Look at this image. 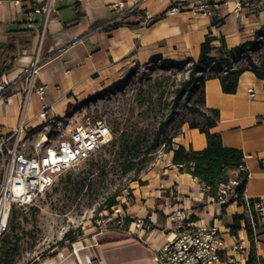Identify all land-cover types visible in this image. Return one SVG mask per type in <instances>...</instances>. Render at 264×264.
Masks as SVG:
<instances>
[{
    "label": "crops",
    "instance_id": "obj_1",
    "mask_svg": "<svg viewBox=\"0 0 264 264\" xmlns=\"http://www.w3.org/2000/svg\"><path fill=\"white\" fill-rule=\"evenodd\" d=\"M14 1L0 0V45L9 37L22 38L24 42L10 54L0 49V64H8L10 58L14 62V68L4 75L10 86L9 94L0 96V135L10 134L20 124L24 128L22 137L37 134V130H31L43 125L44 119L38 114L44 105L48 107V117H61L67 106L110 86L133 67L148 63L152 56L196 61L206 37L212 39L215 54L221 38L227 49H233L264 32V2L256 11L239 12H234V4L228 2L213 17L200 18L188 10L164 14L173 4L188 0H53L54 12L45 24L40 14L29 25L26 1L20 5ZM37 2L41 5L44 0ZM118 2L136 5L138 11L158 17L145 29H140L134 15H130L122 26L98 30L100 24L114 16L111 5ZM40 26L43 33L35 84L45 87L43 100L34 92L25 94L21 74L35 59ZM203 89L204 108L219 113L211 132L220 135L225 147L243 154L247 170L243 197L264 200V81L245 71L233 94L222 92L218 78L204 80ZM172 146L200 151L206 139L197 129L184 124L173 136ZM140 181L131 183L129 195L121 197L118 204L129 220L125 229L107 226L96 234L98 240L71 251L64 248L41 264H156L155 250L170 236L175 213L197 225L216 224L227 243L239 240L247 247L243 222L236 236L228 227L234 215L242 214L241 204L231 201L218 205L198 179L180 173L172 164V151H157ZM134 218H145L150 228L136 229L130 225Z\"/></svg>",
    "mask_w": 264,
    "mask_h": 264
},
{
    "label": "rangeland",
    "instance_id": "obj_2",
    "mask_svg": "<svg viewBox=\"0 0 264 264\" xmlns=\"http://www.w3.org/2000/svg\"><path fill=\"white\" fill-rule=\"evenodd\" d=\"M261 39L264 46V34ZM41 43L40 32L33 52L37 62ZM258 54L259 51L253 53V59ZM190 66L185 63L177 68L153 71L145 65L142 69L138 67L122 89L67 106L63 121L72 125L86 118L100 120L111 130L117 127L125 130L129 142L140 145L150 142L161 125L163 136H175L184 124L202 122V116L193 112L191 105L197 102L196 106L203 110L198 98L205 75H194L199 79L195 87H190L187 83ZM169 116L171 121L164 124ZM41 133L51 136V130L42 125L37 134H29L27 140L19 144L18 150L30 151ZM161 149L164 150L161 146L148 154L139 174H125L123 159L126 155L120 149L119 134L112 131L105 145L88 160L56 176L52 187L36 197L31 205L13 207L15 218L0 237V264H41L64 248L71 251L98 240L96 234L107 227L102 225V220L111 214V209L106 208L107 197L114 192H119L118 201L128 196L129 186L137 182L131 178L140 179ZM2 165L0 159V170ZM1 179L2 176L0 182ZM244 230L247 248L252 246L255 254H262L264 228L253 234V242L247 238L245 225Z\"/></svg>",
    "mask_w": 264,
    "mask_h": 264
},
{
    "label": "built area",
    "instance_id": "obj_3",
    "mask_svg": "<svg viewBox=\"0 0 264 264\" xmlns=\"http://www.w3.org/2000/svg\"><path fill=\"white\" fill-rule=\"evenodd\" d=\"M23 0H15L20 5ZM27 3V23H34L36 15H44L45 24L48 16L54 12L53 0H44L38 4L37 0H25ZM228 2L234 4V12L243 9L256 11L264 0H188L169 7L164 14L174 15L188 10L194 17L211 18L220 6ZM113 17L100 24L98 30H106L117 22L134 15L140 29L147 28L158 16L154 13L137 10L136 5H126L118 2L111 5ZM41 36L43 27L40 26ZM37 60L31 61L21 72L24 80V92H34L40 100L44 99L45 87L35 84L38 69ZM142 69V66H139ZM10 81L7 77L0 80V96L9 89ZM251 94V90H249ZM47 106H43L38 114L44 119L43 126L51 130V136L41 133L33 143L30 151L18 150L19 144L26 141L22 137L23 125L20 124L13 132L0 135V159L3 162L2 179L0 182V237L6 232L8 217L12 206L31 205L36 197L49 190L54 184L56 176L72 168L74 165L88 160L111 138L110 128L100 120L86 118L72 125L63 121V116L48 117ZM238 171L246 172L245 164ZM235 179L220 185L215 202L226 205L235 201ZM204 189H208L203 185ZM245 221L255 234L264 228V200L243 199L241 204ZM123 215L119 205L111 208V214L102 220L103 226H113L115 230L123 228ZM130 225L136 229L148 230L150 223L145 218H134ZM166 242L155 250L156 264H246L249 249L242 241L234 240L227 243L223 231L216 224L197 225L189 218L175 213L172 217V228ZM254 242L258 244L255 237ZM256 257L264 259L262 254Z\"/></svg>",
    "mask_w": 264,
    "mask_h": 264
},
{
    "label": "trees",
    "instance_id": "obj_4",
    "mask_svg": "<svg viewBox=\"0 0 264 264\" xmlns=\"http://www.w3.org/2000/svg\"><path fill=\"white\" fill-rule=\"evenodd\" d=\"M125 24L124 22H117L106 30L115 29ZM137 24V23H136ZM264 32L257 34L255 39L251 42L244 43L239 47L233 49H227L224 39L221 38V45L213 54L214 48L211 46L212 39L206 37L203 43L200 45L199 57L196 61L186 59L183 61H173L163 59L160 55L152 56L148 63L145 64L148 70L153 71L156 69L168 70L171 68H177L185 63H190L188 85L195 87L199 78H194V75L200 74L203 76V81L199 91L198 104L201 109L198 108L197 102L191 105V110L195 113H199L202 116V122H194L188 124L189 128L197 129L205 136L206 146L203 150L195 151L191 147L184 148L178 146L174 148L172 146V138L165 137L163 126H159L158 130L154 134L150 142L145 144H139L138 142L127 139L125 130L117 127L110 131H115L119 134L120 149L125 152L123 159V171L125 174L133 172L139 174L143 169V164L146 161V157L151 152L159 149L161 146L166 151H172V164L178 167L180 173H188L191 176L199 180V182L206 186L210 195L215 196L220 185L227 184L231 179L237 181V185L234 188L236 195L235 201L240 205L243 203V193L247 182V173L238 171L244 163V157L240 150L230 147H225L222 144L221 137L218 133L211 132V129L216 125L219 113L214 109L204 108V89L203 82L206 79L218 78L221 85V90L225 94H233L237 88V81L239 76L245 72H252L258 79L264 81V46L263 38ZM24 42L22 38L9 37V40L0 45V49H5L8 54L15 51L16 45ZM259 54L256 59H253L252 54ZM14 68V62L0 64V80L4 75L8 74ZM138 66L133 67L128 73H126L120 80L114 82L110 86L102 89L101 91L86 98V100H93L100 96H104L111 92H116L122 89L130 77L135 74ZM8 90L2 94L7 96ZM171 121V116L166 118L164 124H168ZM121 124V123H120ZM41 126L31 130L34 132L40 129ZM2 176V170H0V177ZM131 181H137L141 183L137 177L131 178ZM119 192H114L106 199V208L119 204L117 197ZM11 207L8 225L12 223L15 218V213ZM243 222L247 231V238L253 242V232L250 230L249 225L245 221L243 215H234L231 225H229L230 234L236 236L237 232L241 229L240 223ZM129 223L128 219H124L123 229L127 227ZM68 235L65 234V238ZM246 264H264V259L256 257V254L252 248H249V256Z\"/></svg>",
    "mask_w": 264,
    "mask_h": 264
}]
</instances>
